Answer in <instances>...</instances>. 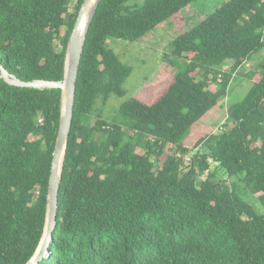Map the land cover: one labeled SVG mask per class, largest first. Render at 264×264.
Returning <instances> with one entry per match:
<instances>
[{
  "label": "trees",
  "instance_id": "trees-1",
  "mask_svg": "<svg viewBox=\"0 0 264 264\" xmlns=\"http://www.w3.org/2000/svg\"><path fill=\"white\" fill-rule=\"evenodd\" d=\"M129 1L101 0L88 30L57 224L40 264H264V212L235 189L197 181L214 163L264 209V59L224 126L203 127L233 74L264 49V0H226L201 15L164 56L185 63L164 89L154 97L144 87L124 102V122L101 116L92 124L97 101L125 95L132 71L108 38L140 40L168 23L183 29L197 0ZM83 2L0 0V75L4 68L24 82L63 81ZM35 84L43 88L0 76V264L28 262L45 228L62 88Z\"/></svg>",
  "mask_w": 264,
  "mask_h": 264
},
{
  "label": "rangeland",
  "instance_id": "rangeland-1",
  "mask_svg": "<svg viewBox=\"0 0 264 264\" xmlns=\"http://www.w3.org/2000/svg\"><path fill=\"white\" fill-rule=\"evenodd\" d=\"M146 0H130L129 5H142ZM226 0H197L192 3L194 10L189 11L187 23L183 29H176L173 23H168L164 27L154 29L148 33L147 37L128 41L123 39L108 38L107 46L115 51L120 60L132 68L131 74L127 78L124 88L126 94L119 96L112 94L106 103L99 99L94 106L90 115V121L94 124L101 116L107 121L124 122L119 116L121 105L132 97L141 94L145 87V92L150 96H156L164 87L171 81L173 71L182 69L185 65L184 61H171L169 64L165 61L164 56L173 51L172 41L181 32L190 29L196 24L203 14L211 13L216 7ZM71 10H75V3L72 4ZM264 59V49L255 53L233 74L230 81L229 91L219 105L213 109L205 119L203 127L212 125L215 131L224 126L227 117V107L234 102L240 101L251 87L252 82L259 77V64ZM232 61H228L218 70L220 72H228L231 68ZM175 65V66H174ZM252 73L254 75L252 76ZM157 79V80H156ZM153 83V81H155ZM148 83V85H146ZM153 83V84H149ZM146 85V86H145ZM157 88V89H156ZM199 128V130H201ZM140 152V149H138ZM192 157L191 153L183 155V162L187 164ZM211 168L198 175V180L211 179L227 186L230 189H235L236 193L245 201L253 205L258 213L264 212L262 205L257 201L256 197L246 188V185L236 178L224 175L222 172L215 169L216 164L211 163Z\"/></svg>",
  "mask_w": 264,
  "mask_h": 264
},
{
  "label": "water",
  "instance_id": "water-1",
  "mask_svg": "<svg viewBox=\"0 0 264 264\" xmlns=\"http://www.w3.org/2000/svg\"><path fill=\"white\" fill-rule=\"evenodd\" d=\"M101 0H84L83 5L79 11L75 27L71 33L66 62H65V76L63 81H45L37 80L50 83L45 87H60L62 88V103H61V121L59 132L56 141V147L54 150L51 176L49 181V193H48V202H47V213H46V222L44 232L41 238V241L31 259L25 264H40V262L50 254V244L53 239V233L57 224L58 217V200H59V190L62 177V167L64 156L66 153V148L68 145V140L70 137L71 127L73 123L74 115V105L76 98L77 90V78L81 63V58L86 43V37L92 20L96 14V10ZM92 3V6L89 8V5ZM89 8V9H88ZM88 9V18L82 34L78 32V26L82 15ZM9 75V76H8ZM8 82L21 85V86H34L43 88L35 84L37 81L33 82H24L18 79L16 76L9 74V72L2 68L1 75ZM220 171L226 175V172L220 167ZM213 188L222 190L221 184L214 181H211ZM217 190V191H218Z\"/></svg>",
  "mask_w": 264,
  "mask_h": 264
},
{
  "label": "bare ground",
  "instance_id": "bare-ground-1",
  "mask_svg": "<svg viewBox=\"0 0 264 264\" xmlns=\"http://www.w3.org/2000/svg\"><path fill=\"white\" fill-rule=\"evenodd\" d=\"M91 6H92V3L89 5V8ZM88 9L84 12V14L82 15V18L80 20V23H79V26H78V32H79V34H82L83 31H84V28H85V25H86V22H87V18H88Z\"/></svg>",
  "mask_w": 264,
  "mask_h": 264
}]
</instances>
